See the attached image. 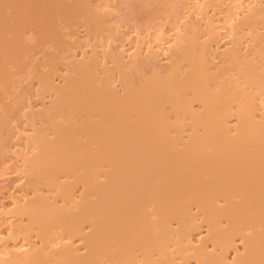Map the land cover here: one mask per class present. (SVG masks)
I'll return each instance as SVG.
<instances>
[{"label":"bare ground","instance_id":"obj_1","mask_svg":"<svg viewBox=\"0 0 264 264\" xmlns=\"http://www.w3.org/2000/svg\"><path fill=\"white\" fill-rule=\"evenodd\" d=\"M87 1L0 0V107L30 48H65L63 23L89 35L109 28ZM229 1L231 47L220 59L202 8L197 19L210 24L187 20L166 64L139 49L128 60L110 52L113 66L101 68L94 53L68 63L58 86L57 56L44 52L52 67L35 70L54 98L29 111L24 165L35 196L12 211L21 223L10 236L26 250L0 264H264V0L245 16L243 0ZM174 2L151 5L169 15ZM245 37L253 44L242 51Z\"/></svg>","mask_w":264,"mask_h":264},{"label":"rangeland","instance_id":"obj_2","mask_svg":"<svg viewBox=\"0 0 264 264\" xmlns=\"http://www.w3.org/2000/svg\"><path fill=\"white\" fill-rule=\"evenodd\" d=\"M67 1L71 3V0H67ZM88 1L93 6L92 8L93 11H96L97 13L99 12L98 14L100 16L106 18L107 20L106 26L109 28L105 32H102L101 34H97V35L94 34L89 35L87 29H85V27H83L80 23H75L74 25L71 26H68L66 23H63L60 27L61 30H63L62 32L65 34V40L68 41L67 42L68 46L67 43L65 44L68 48L65 45H64L65 48H62V46L56 47L52 43L51 45L50 43L45 42L42 43L41 47L39 46L37 49L34 48L33 50V48L32 49L30 48L28 54V56L30 57H27V55L25 56L26 59L24 60H26L27 63L25 62L26 66L24 68L20 67L22 69L17 70V68L12 67L13 65L11 66L12 69L14 68L12 70L13 73L15 72L14 75H12L14 78L12 77L13 82L11 83L10 86L11 92H4V96H6L5 100L6 99L7 100L5 101L6 103L0 107L1 111L3 112L0 113V245H1L0 254L1 255L4 253L7 254L9 251L16 252L24 249V247H22L23 246L22 244H24L22 241V237L20 236L14 237L15 238L14 240V238L13 237L11 238L10 236L13 225L21 223V221L17 219L18 217L16 218L14 216L12 211H14L15 208L19 204H21V202L22 204H24L26 203L27 199H31L32 197L35 196V194H33L34 191L32 187L29 185L30 178H28V176L25 173L26 170L24 165H25V160L29 158L28 156L31 157L32 153L34 152L33 147L29 141L30 136H33L32 134H34V128L30 120L29 111L32 109V107L35 111H38L39 109L41 111L46 106L49 107L48 105H50V103L52 102L51 99L53 100L54 98L51 95H49L48 92L44 93L43 85L40 84L42 82L39 81L41 80L39 79L40 78L39 75H41V72L36 73L35 70V69H38L40 71L43 70L42 73H44V71H49V68L51 69L52 66H50L49 63L48 65L47 61H44L46 60L45 59L46 53L44 52H47L48 50L53 51L57 56L56 66H57L58 76L54 77L55 79L54 78L53 79L55 80V84L58 86H64L65 84L64 77L67 73L68 65L70 64V62H73L74 59L76 61L78 60L85 61L86 59L90 61V56L94 55V53L95 56L96 54L99 53L97 56L100 61L101 68L105 64V62L109 63L108 66H113L112 59L115 58L113 57L114 55H116L117 57L119 55L121 57H124L126 60H128L130 58V55H132V53L134 54L135 52H138L139 49L141 51L140 54L143 55H146L150 49L152 50L154 49L156 51L159 50L160 52L159 55L161 56L159 58L161 60V63L166 64L168 62V58H167L168 55L166 56V54L167 53L169 54V52L172 49L171 48L172 45H175L174 42L177 38V35H180L181 33L184 32L185 24L188 21L189 22L192 21V23H194L196 20L197 22V20L200 19L199 17L203 18V15L201 16L202 12L200 8H202V11L206 12V15L204 17V20L206 19L205 22L210 21L208 19L212 17L211 20L214 23L216 22L215 26L217 27V29L215 27L216 31L215 30L214 31L217 33L218 32L217 30H219L218 33L219 37L217 36L218 40H216L214 43L212 42V48H213L212 51L214 53L216 51L217 58H219L217 54L220 53L219 51L223 52L226 50L227 47L228 48L231 47L229 41L232 40L230 36L231 35L230 19L232 17H229V14L227 13L228 10L230 11V9L228 8L230 7L229 5L231 1L229 0H176V2L173 3L175 5V9L172 12V14L169 13V15H167L168 14L167 12H166L167 14H164L165 12L164 13L158 12L157 14V11H159L158 8L160 9V7L157 6V11H156L155 5L157 4L152 6L153 5L152 3H154L155 0L154 1L150 0L152 1L150 4L146 3L149 0H142V1L137 0V2L134 0L135 3L133 2V0H128V1L127 0H88ZM254 1L255 0H247V1L243 0L244 3L242 1H241L242 4L238 3L239 9L236 10L238 15L245 16V14L248 13L249 8L255 5ZM130 4L131 5L135 4V5L131 6ZM146 4H148L149 7ZM227 5L229 7L226 8ZM207 15L209 16V18L207 17ZM227 17L229 18V20ZM202 20H198V21L201 22ZM205 22H203L202 24L199 23L201 26L203 25V29L206 28L204 26L209 25L211 21L208 24L204 25ZM228 22H230L229 25L230 27H228L229 24ZM196 25H198V23ZM19 26L20 25H18V27ZM28 29L29 30H26V28L23 29L24 32L22 31V37L24 40L29 39L27 41L31 45H34L36 44L37 37L36 35L34 36L35 32L31 29V27ZM260 29L262 30V32L264 31L262 28ZM203 35L205 37L206 34ZM204 37L202 36V38ZM207 38L208 37H206V39ZM245 38L244 40L243 39L240 40V43L242 42L241 43L242 45L240 46L242 51L246 50L248 41H250L249 44L251 42L253 44L251 37H245ZM70 42L72 44L73 43L76 44L72 46ZM217 42L219 43V45L217 44ZM69 48L73 49V50L71 49L72 53L68 52L70 50ZM218 48L220 49L219 51ZM110 52H112L114 55L112 53L109 54ZM123 54L125 55L122 56ZM109 55L112 56L111 57L112 59L108 58ZM94 57L92 56L91 59H93ZM217 58L214 56L215 60ZM219 59L216 60L217 66L219 65L221 66L222 63L220 62L222 60L219 61ZM33 70H35L36 74H34ZM118 79L119 78L116 79V87L118 86L117 89L119 88L118 90L120 91V94H122L124 92H122L123 89L121 85L119 86L120 83H117ZM1 89H4V87L2 86L1 88L0 85V91H4ZM25 219L24 222L26 224L28 223V220ZM34 238L35 237L32 238L33 240H31V242L33 241L34 244L38 243V240ZM39 245L40 244L38 243V246ZM20 247L23 249H21ZM24 250H26V248ZM233 255H231V259H233L234 257ZM7 256L9 257V255Z\"/></svg>","mask_w":264,"mask_h":264}]
</instances>
